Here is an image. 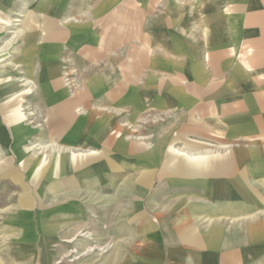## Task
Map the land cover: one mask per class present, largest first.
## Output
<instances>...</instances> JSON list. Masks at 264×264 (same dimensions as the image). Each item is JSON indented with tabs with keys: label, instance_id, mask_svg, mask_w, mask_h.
Segmentation results:
<instances>
[{
	"label": "rangeland",
	"instance_id": "obj_1",
	"mask_svg": "<svg viewBox=\"0 0 264 264\" xmlns=\"http://www.w3.org/2000/svg\"><path fill=\"white\" fill-rule=\"evenodd\" d=\"M227 1L0 0V17L8 13L9 18L16 20L8 30L7 42L11 41V33L21 30L29 12L37 17V28H41L42 15L49 6L60 13L55 20L67 34L56 43V52L51 53L54 78L44 77L49 62L42 53L37 57L36 73L31 74L23 66L13 67L24 50L20 37L7 49L8 57L0 63V72L5 70L8 74L5 81L15 82L16 96L22 102L18 110L23 117L18 116L15 121V107L8 113L4 111L0 93V168L3 169L0 264H264V250L250 249L237 263H229L220 258L222 254L216 247H196L190 243L177 247L166 245L156 238L160 233L154 229L160 218L169 216L173 231L188 227L205 238L211 235L215 221H224L223 229L228 232L231 223L237 221L234 219L241 217L253 230L260 226L258 235L264 244L263 204L247 208L239 200L243 195L232 188L227 190V196L232 197L230 201L213 200L205 190L206 182L212 178H199L192 184L171 177L167 179L168 191L164 194L159 190L161 165L172 164L183 154L175 157L162 153L159 162L150 159L167 137L169 143L178 138L173 145L185 151L208 152L214 160L231 157L239 169L264 163V137L236 138L226 129V121L216 122L212 117L209 123L200 120L206 118L203 112L194 114L193 122L199 127L189 128L186 107L164 103L166 92L173 93L176 85H186L180 71H167L180 62L174 56L175 47L180 51L181 40L190 44L192 48L187 52L196 57L201 70L207 69L205 26L196 24L195 19L201 21L208 12L220 16ZM22 28L26 29L24 23ZM39 28V34L43 35ZM91 33L95 37L92 46L102 55L131 53L132 83L125 87L131 97L116 104H105L102 100L86 106L65 104L57 111L55 102L40 94L48 81H59L65 95L71 97L77 91L83 92L81 85L86 78L80 69L86 71L96 66L103 70L107 65L105 57L90 58L91 43L89 39L86 42L85 35ZM78 37L83 38V43L77 48ZM77 50L84 52V60L88 62L85 67L80 66ZM139 54L146 55V66L141 70ZM101 77L105 79L103 74ZM10 96H6L8 104L12 100ZM65 112L72 115L67 120V130L53 137V124L57 125V119L66 120ZM107 136L112 143L106 142ZM71 138L75 141H68ZM148 143L152 146L146 149ZM121 145L135 150H123ZM69 151L78 155L79 162L88 161L90 173L96 175L95 181L89 180L87 174L86 181H82L83 169L68 160ZM110 157L121 170L106 168ZM56 160L61 167L51 169ZM97 162L102 167L94 173ZM38 163L50 167L41 172ZM145 172H155L150 186L135 194L140 186H127L125 181L139 178ZM60 181H70L71 185L54 190L52 186ZM220 202L223 204L220 210L205 212V207ZM184 209H192L194 213H184ZM143 219L154 228L143 232ZM254 241L249 238L248 244Z\"/></svg>",
	"mask_w": 264,
	"mask_h": 264
},
{
	"label": "crops",
	"instance_id": "obj_2",
	"mask_svg": "<svg viewBox=\"0 0 264 264\" xmlns=\"http://www.w3.org/2000/svg\"><path fill=\"white\" fill-rule=\"evenodd\" d=\"M223 10V14L221 13L217 17L211 16L208 12V15L202 18L201 21L199 18L195 19L196 24L205 26L203 36L207 69L201 70L198 64L196 65L198 61L195 59L196 57L187 52L189 47L192 48L190 44H184L181 40V45H178L180 51H178L177 46L175 47L174 56L180 62L171 65L170 68L172 69L167 71H180L184 74L186 85L184 87L176 85L173 93L172 90L166 92L164 103L185 106L189 128L199 127L197 124L195 126L193 122L194 114L203 112L202 114H206V118L200 120L205 119L207 123L213 120L216 122L218 120L226 121L228 123L226 129L236 138L248 135L264 137V0H252L251 3L250 0H228L226 7L223 6ZM44 12L46 13L42 15L43 26L38 27L43 35L39 34L37 17L29 12L22 22L21 30L11 33L13 36L10 42H7L8 34H10L8 30L12 29V25L16 20L9 18L8 13H4L0 17V63L8 57L7 49L20 37V41L24 44V50L19 61L15 62L13 67L23 66L31 74L36 73L37 57L42 53L49 62L44 77L46 79L53 77L56 71L51 68V55L56 52L54 50L56 43L63 41L67 34L64 32V28L56 23L55 19L60 13L54 7L49 6ZM23 23L26 25V29L22 28ZM92 34L85 35L86 42L89 39L91 43L89 56L91 59L105 57L107 65L103 70L96 66H90V69L86 71L80 69L84 78H86L81 85L83 92L77 91L71 97L65 95L59 81L50 79L51 81H48V84L43 88L44 91L40 94L55 102L57 111H59L60 106L65 104L86 106L98 100H102L105 104H116L127 102V99L131 97L130 90L125 88L132 83L131 72L133 68L129 62L131 53L126 51L122 55H102L92 46L95 42V37ZM37 42H42V44L37 46ZM76 42L78 48L83 43V38L78 37ZM77 53L79 62L82 61L83 63L80 65L81 68L82 66L85 67L88 62L84 60V52L77 50ZM145 56V54H139L140 59L142 58L139 70L146 66ZM196 56L198 57V55ZM116 65L118 66L116 67ZM117 70L122 71L118 72ZM199 73L202 75H197ZM101 74L105 76V79L101 77ZM7 76L5 70L0 72V93L3 94L2 106L7 113L9 109L15 107L14 115L15 121H17L19 118L16 117L21 116V119L23 118L18 110V106L22 102L16 96L18 93L15 92V82L5 81ZM10 94L12 100L8 104L6 96ZM64 116L66 120L57 119V125L53 124L54 127L51 129L53 137L66 132L67 120L72 118V115L68 112ZM175 117L177 118V115ZM0 138H2V134H0ZM177 139H173L169 143V139L165 137L163 143L156 150L154 157L150 158L154 162H159L158 157L162 153L166 156L173 155L175 157L183 154L180 160L174 161L172 164L163 163L161 165L162 174L160 175L159 190L164 194L168 191V178L176 177L192 184L196 182L194 180L199 178H212V180L206 182L205 190L207 189L213 200L230 201L232 197L227 196V190L232 188L243 195L239 200L244 202L247 208L251 207L252 204L264 205V163L239 169L234 166L231 157L223 156L222 159L214 160L208 152L194 153L185 151L181 147L176 148L173 144ZM69 140L75 141L73 138ZM106 142L110 144L112 140L107 136ZM164 144H166L165 148H163ZM151 146L152 144H146V149ZM120 147L123 150H135L132 146L121 145ZM77 157L78 155L69 151L68 160L72 165L75 162L77 168L83 169L80 175L82 181H86L87 176L91 177L89 180L95 181L97 179L96 175L90 173L88 161L83 162L81 159L79 162ZM142 158L146 157L142 156ZM39 163L44 164L41 161ZM39 163L37 169H42L41 172H46L44 170H48L50 167H42L43 164ZM105 164L103 163V166ZM106 166V168L121 170L112 157L107 161ZM60 167L61 165L56 160L55 166L51 169H59ZM101 167L102 163L97 162L94 165V173L98 172ZM2 172L3 169L0 168V174ZM154 173H142L139 178L129 179L125 181V184L131 187L140 186L135 189V194H141L144 189L146 190L150 186ZM115 174L118 175L119 171ZM218 178L224 179L223 181H217ZM65 185H71V182L60 181V184L52 186V188L55 190ZM189 199H193V197ZM25 200L27 201V199ZM222 202L214 207H205V212L208 214L215 213L223 206ZM25 204L27 205V202ZM184 213L193 214L194 211L184 209ZM234 220L237 221L231 223L228 232L223 229L225 227L224 221H215V227L210 232L211 235L208 234L205 238L194 232V230H189L188 227H181L173 231L169 216L160 218L159 225L155 228L143 219L141 227H143V232L152 228L159 230L160 236L156 238L161 239V242L169 246L177 247L182 243H190L196 247H206L205 245L216 247L222 254L220 258L232 263L242 259L250 252V249H255V252L264 250V244H261V237L258 235L260 226L256 228L257 230H253L251 224L244 223L245 219L240 217V219ZM249 238H254L256 241L253 244H250L251 242L248 244Z\"/></svg>",
	"mask_w": 264,
	"mask_h": 264
}]
</instances>
